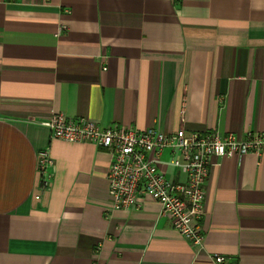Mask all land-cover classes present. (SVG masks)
I'll return each mask as SVG.
<instances>
[{
  "label": "crops",
  "instance_id": "obj_1",
  "mask_svg": "<svg viewBox=\"0 0 264 264\" xmlns=\"http://www.w3.org/2000/svg\"><path fill=\"white\" fill-rule=\"evenodd\" d=\"M56 114L263 133L264 0H0V264H264V155L213 160L196 250L148 197L110 212L109 152L52 139ZM160 159L185 182L176 152Z\"/></svg>",
  "mask_w": 264,
  "mask_h": 264
},
{
  "label": "built area",
  "instance_id": "obj_2",
  "mask_svg": "<svg viewBox=\"0 0 264 264\" xmlns=\"http://www.w3.org/2000/svg\"><path fill=\"white\" fill-rule=\"evenodd\" d=\"M50 137L71 144H89L108 151L111 165L107 173L109 211H130L141 207L148 197L160 207L179 237L196 250H203L204 187L215 159L246 154L264 155V132L244 136L235 134L187 133L178 130L165 134L158 127L137 130L116 124L101 127L87 119L54 115L44 124ZM165 150L176 152L181 160L166 164L186 176L183 183L166 178L160 156ZM53 161L48 150L37 157L39 189L49 187L48 173ZM165 165V164H164ZM39 200V195L35 196ZM212 264H226L221 255L209 256Z\"/></svg>",
  "mask_w": 264,
  "mask_h": 264
}]
</instances>
